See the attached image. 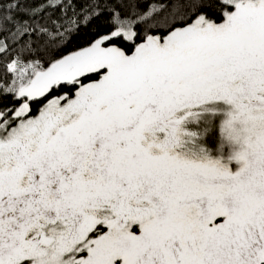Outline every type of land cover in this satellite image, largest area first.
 <instances>
[{
    "label": "snow or ice",
    "instance_id": "snow-or-ice-1",
    "mask_svg": "<svg viewBox=\"0 0 264 264\" xmlns=\"http://www.w3.org/2000/svg\"><path fill=\"white\" fill-rule=\"evenodd\" d=\"M0 264H264V0H0Z\"/></svg>",
    "mask_w": 264,
    "mask_h": 264
}]
</instances>
